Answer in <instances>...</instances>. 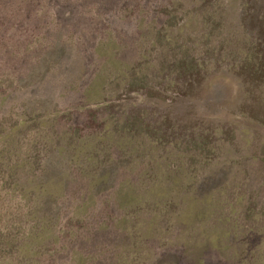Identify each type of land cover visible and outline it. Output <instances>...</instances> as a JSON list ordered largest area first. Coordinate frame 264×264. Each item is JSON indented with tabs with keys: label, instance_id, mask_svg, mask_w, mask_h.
Instances as JSON below:
<instances>
[{
	"label": "rangeland",
	"instance_id": "rangeland-1",
	"mask_svg": "<svg viewBox=\"0 0 264 264\" xmlns=\"http://www.w3.org/2000/svg\"><path fill=\"white\" fill-rule=\"evenodd\" d=\"M0 264H264V0H0Z\"/></svg>",
	"mask_w": 264,
	"mask_h": 264
},
{
	"label": "trees",
	"instance_id": "trees-1",
	"mask_svg": "<svg viewBox=\"0 0 264 264\" xmlns=\"http://www.w3.org/2000/svg\"><path fill=\"white\" fill-rule=\"evenodd\" d=\"M47 188H49L48 185L46 187V190L42 191L44 196H48L49 194H52V192H49Z\"/></svg>",
	"mask_w": 264,
	"mask_h": 264
}]
</instances>
